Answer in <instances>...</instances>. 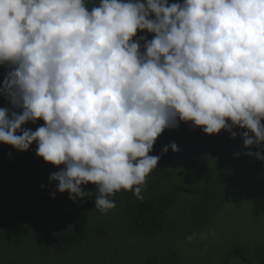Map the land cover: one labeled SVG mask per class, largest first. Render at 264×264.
<instances>
[{
	"label": "clouds",
	"instance_id": "9594fccd",
	"mask_svg": "<svg viewBox=\"0 0 264 264\" xmlns=\"http://www.w3.org/2000/svg\"><path fill=\"white\" fill-rule=\"evenodd\" d=\"M0 75V163L24 159L37 195L57 182L67 204L95 185L106 213L122 190L143 200L153 146L179 122L264 146V0H0Z\"/></svg>",
	"mask_w": 264,
	"mask_h": 264
},
{
	"label": "trees",
	"instance_id": "16d2710c",
	"mask_svg": "<svg viewBox=\"0 0 264 264\" xmlns=\"http://www.w3.org/2000/svg\"><path fill=\"white\" fill-rule=\"evenodd\" d=\"M173 2L182 0H169ZM98 3L86 0L89 8ZM139 36L153 38L146 30L138 31ZM5 75H0V84ZM10 107L0 95V108ZM43 123L38 120L22 127L35 131ZM232 130L237 133L235 138L225 130L208 135L181 122L177 128L165 129L150 153L161 159L147 177L143 200L122 190L110 197L116 207L106 213L95 208V185L82 186L85 192L93 193L82 201L70 200L67 192L61 194L68 199L67 204L51 188L57 182L44 180L46 191L38 196V188L31 186L38 174L25 176L21 172L24 159L20 166L13 162L11 168L0 163V264H181L176 244L216 227L226 200L231 199L237 170L247 168L250 158L258 162L255 155L246 153L264 155V146H244L241 134L246 129ZM173 142L180 151L169 147L163 153L162 149ZM7 146L9 158L25 152L36 154L35 142L24 152ZM257 205L264 209V197H258ZM220 249L222 264H239L232 262L239 258L264 264V243L244 246L241 239L231 237Z\"/></svg>",
	"mask_w": 264,
	"mask_h": 264
},
{
	"label": "rangeland",
	"instance_id": "374dc122",
	"mask_svg": "<svg viewBox=\"0 0 264 264\" xmlns=\"http://www.w3.org/2000/svg\"><path fill=\"white\" fill-rule=\"evenodd\" d=\"M188 124L202 131L190 122ZM257 160L258 162H253L250 158L247 160V168L237 170L231 199L226 200L216 227L196 234L194 240L176 244L175 249L182 258L181 264H222L220 245L227 238L241 239L244 246L264 243V209L257 205L258 197H264V160ZM205 164L209 168L207 160ZM236 198L247 199L250 202ZM234 254L241 256L243 252ZM234 261L239 264H252L245 258L232 262Z\"/></svg>",
	"mask_w": 264,
	"mask_h": 264
}]
</instances>
